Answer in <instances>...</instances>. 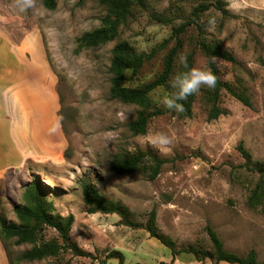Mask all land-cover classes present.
<instances>
[{
  "label": "rangeland",
  "instance_id": "1",
  "mask_svg": "<svg viewBox=\"0 0 264 264\" xmlns=\"http://www.w3.org/2000/svg\"><path fill=\"white\" fill-rule=\"evenodd\" d=\"M209 0H147L145 7H133V15L119 27L118 36L97 47H79L77 38L98 27L106 10L97 0H57L48 9L37 6L21 12L14 0H0V53L5 62L18 53L21 45L27 57L37 39L58 83L61 126L65 139L62 154L55 163H27L26 169L5 179L0 204L7 219L16 220L15 203L21 202L24 185L40 178L51 190L48 199L63 215L72 213V239L96 257L64 254L70 264H119L116 258L102 261L110 249L121 250L123 264H230L190 254L172 258L169 248L149 236L143 228L120 222L116 213H89L83 202L82 182L93 183L107 198L120 201L133 213L132 219L144 222L151 209L156 223L169 235L178 249L210 246L206 226H211L224 248L237 254L254 249L264 264V214L246 204L258 173L244 165L237 149L241 142L253 161L264 162V0H238V10L229 8L228 16L211 8L201 14V30L191 25L181 34L180 55L193 54V67L209 70L197 39H218L236 58V63L217 59L222 79L249 99L244 104L222 90L218 105L224 110L208 119L211 107L202 87L192 105L190 117L167 112L150 119L144 134L132 135L127 123L138 107L109 94L111 48L127 40L138 52H149L185 21L194 5ZM212 21V23H210ZM155 53L128 82L140 84L153 79L162 69L168 48ZM12 53V54H11ZM12 59V58H11ZM169 94L157 88L151 99L162 105ZM172 137V146L161 151L149 137L155 133ZM150 151L164 159L159 174L149 179L141 171L115 174L109 161L116 154ZM148 158H145V164ZM52 233V231H50ZM12 243V241H11ZM29 246L11 245L12 254ZM19 264H58L55 258L21 261Z\"/></svg>",
  "mask_w": 264,
  "mask_h": 264
},
{
  "label": "trees",
  "instance_id": "2",
  "mask_svg": "<svg viewBox=\"0 0 264 264\" xmlns=\"http://www.w3.org/2000/svg\"><path fill=\"white\" fill-rule=\"evenodd\" d=\"M97 1L105 6L106 12L98 27L83 32L77 38L79 47H97L114 40L119 34V27L133 15V7H145L147 3V0ZM56 3L57 0H42V4L48 9H53ZM211 8L219 11L222 16L231 15L227 9L226 0L203 1L194 5L189 17L174 27L171 35L154 46L149 52H138L130 42L124 39L115 42L112 46L109 66V94L112 98L138 107L135 117L127 123L128 130L132 135L144 134L151 118L169 111L180 118L191 116L192 105L198 93L189 96L184 101H180L184 106V111L181 113L169 110L163 105H157L152 101L151 93L157 88L165 89L169 95L175 91L169 86L170 79L177 72L188 70L176 62L183 45L180 36L191 25L196 26L200 31L201 24L199 20L201 14ZM170 41H173V44L163 57L161 71L149 81L136 85L128 84L142 66L157 51L166 48ZM197 45L205 57L206 67L218 77L214 89H203V95L211 104L208 111V119H214L224 113V110L218 105L222 90H225L244 104L249 105L247 97L238 93L229 82L222 79L223 71L217 59L236 63L235 56L228 52L218 39L207 40L204 37H200L197 39ZM185 56L187 57L188 68H193V54L187 53ZM237 149L244 158V165L259 174L256 183L249 191L246 204L248 207L256 208L264 214V162L253 161L251 154L241 142L237 145ZM145 158H148L147 164H145ZM163 162L164 159L150 151L137 150L114 155L109 161V168L112 172L119 175L141 171L149 179H154L159 174ZM50 190V186L40 178L27 182L21 194V202L15 203L13 206L16 220L7 219L0 204V241L9 264H19L21 261H36L47 258L57 259L58 264H70L68 260H64V254L67 252L74 256L89 257L91 260L96 258L92 252L82 249L72 239L70 232L74 215L72 213L63 215L55 210L52 200L47 197ZM81 192L83 202L87 206L89 213L118 214L122 224L132 228H143L148 232L149 236L156 238L169 248L172 258L184 253L190 254L199 261L210 259L215 262L224 261L230 264H262L258 260L254 249H250L243 255L225 249L223 241L209 225L206 226V231L210 239V246L196 247L190 245L178 249L173 239L158 227L154 209L149 211L144 222H138L132 219L133 213L126 205L120 201L107 198L93 183L83 181ZM22 244H26L29 247L13 255L11 245ZM109 258H116L119 264L124 263V254L121 250L110 249L105 253L102 261Z\"/></svg>",
  "mask_w": 264,
  "mask_h": 264
},
{
  "label": "crops",
  "instance_id": "3",
  "mask_svg": "<svg viewBox=\"0 0 264 264\" xmlns=\"http://www.w3.org/2000/svg\"><path fill=\"white\" fill-rule=\"evenodd\" d=\"M27 47L30 57L14 44L8 64L0 53V195L5 179H18L27 163H55L65 146L57 78L37 39ZM0 264H9L1 241Z\"/></svg>",
  "mask_w": 264,
  "mask_h": 264
},
{
  "label": "clouds",
  "instance_id": "4",
  "mask_svg": "<svg viewBox=\"0 0 264 264\" xmlns=\"http://www.w3.org/2000/svg\"><path fill=\"white\" fill-rule=\"evenodd\" d=\"M15 6L25 12L37 6V0H14ZM238 0H229V8L238 10ZM212 23V21H210ZM179 63L187 71L177 72L169 81V86L175 91L162 99V105L177 113L184 111V106L180 101L186 100L189 96L199 93L202 87L214 89L218 77L210 70L193 67L188 68L187 57L180 55ZM148 142L155 148L165 151L173 144V139L164 133H155L149 137Z\"/></svg>",
  "mask_w": 264,
  "mask_h": 264
}]
</instances>
